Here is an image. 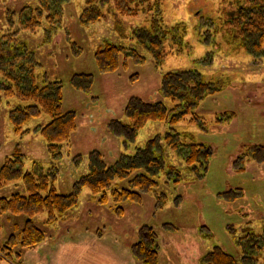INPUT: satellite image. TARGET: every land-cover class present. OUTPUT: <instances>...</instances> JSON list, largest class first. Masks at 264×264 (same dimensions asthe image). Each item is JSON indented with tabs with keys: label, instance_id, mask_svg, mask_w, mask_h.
Masks as SVG:
<instances>
[{
	"label": "rangeland",
	"instance_id": "374dc122",
	"mask_svg": "<svg viewBox=\"0 0 264 264\" xmlns=\"http://www.w3.org/2000/svg\"><path fill=\"white\" fill-rule=\"evenodd\" d=\"M222 1L162 0L166 24L183 23L187 26L184 39L187 46H182L177 53L173 52L156 65L151 55L134 40L124 39L115 32L111 16L106 22L80 26L77 19L82 0H69L65 4L61 28L44 44H40L43 40L41 30L35 33L16 31L19 12L23 8H36L39 0H0V38L15 34L16 43L33 53L39 75L62 82L63 111L73 112L76 116V131L68 144H63L62 156L56 163L54 185L59 193L71 192L76 180L87 173L92 153L98 154L107 165H112L133 151V144L125 147L116 124L125 121L123 109L130 100L162 101L159 87L164 73L196 68L203 80L221 89L206 97L196 109L200 116L209 120L208 131L188 122L176 126V130L191 133L195 140L208 145L213 152L205 176L195 177L184 169L185 164L180 158L166 150V161L180 169L177 176L181 183L164 184V179H159V190L168 196L165 207L156 212L154 200L145 195L140 203L124 201L118 204L124 210L121 217L113 213L112 202L98 204L88 190L83 189L78 205L54 224L45 226L44 214L34 217V223L44 231L46 239L32 249L21 251L20 264H24L23 258H31L35 251L44 248L46 241L48 245L57 239L69 242L83 233H108V237L124 242L130 249L139 239V229L144 226L156 233L158 264H199L200 256L214 246L238 257L240 250L234 237L241 229L248 227L263 232L264 163L245 162L240 157L248 147H264V56L254 59L228 42L218 17ZM121 20L125 33L142 22L140 17ZM199 31L206 35L207 41L202 40ZM67 38L82 48L78 57L72 55ZM104 41L134 48L145 57V61L134 64L128 60L125 68L100 74L94 50ZM74 74L92 76L89 94L70 85V77ZM164 102L171 106L168 101ZM8 112L6 105L0 108V165L6 156L18 149L25 157L26 169L32 162L48 167L51 158L42 137L34 131L17 136ZM222 112L234 113L235 117L221 126L212 123L215 115ZM48 121L47 117L41 116L31 121L29 128ZM165 129L163 123L149 122L138 131L134 144L145 145L155 135L163 134ZM241 160L246 168L238 173L233 168H237ZM226 192L234 199L228 202L224 197ZM14 193H25L22 183L1 188L0 198ZM25 220L23 215L0 217V246L10 235L22 230ZM73 258L70 260L72 264H84L86 261ZM10 262L1 256L0 264H18Z\"/></svg>",
	"mask_w": 264,
	"mask_h": 264
},
{
	"label": "trees",
	"instance_id": "16d2710c",
	"mask_svg": "<svg viewBox=\"0 0 264 264\" xmlns=\"http://www.w3.org/2000/svg\"><path fill=\"white\" fill-rule=\"evenodd\" d=\"M68 1L39 0L36 8H23L18 14L16 31L35 33L41 30L43 40L40 44L50 41L62 26L64 6ZM218 10L220 28L232 47L257 60L263 57L264 0H223ZM109 16L114 19L115 32L124 39L134 40L151 55L156 65L173 52L177 53L182 46H187L184 42L187 26L183 23L166 24L162 0H82L77 20L80 26L87 27L106 22ZM124 17H140L142 22L125 33L121 20ZM12 27L8 30L11 31ZM14 35L0 38V108L3 105L8 107L9 121L17 136L34 131L42 137L51 162L48 167L32 162L26 169L25 157L16 149L0 165V189L20 182L25 190L24 194L14 193L0 198V217L23 215L26 218L22 230L10 235L0 246V258L3 256L9 263L20 264L21 251L32 249L46 239L44 231L34 223V217L44 214V225L54 224L78 205L83 189H87L98 204L112 202L113 213L117 217H121L124 211L118 204L124 201L140 203L145 195L154 200L156 212L163 209L168 196L159 190V179L163 178L164 184L181 183V178L177 176L180 169L166 161V150L180 158L185 164L184 169L195 177L205 176L213 152L208 145L195 140L191 133L176 130V126L188 122L202 131H208L209 120L200 116L196 109L206 97L221 89L203 80L199 70L192 68L162 75L159 87L162 101L133 99L127 103L123 109L125 121L117 123L116 128L117 133L123 136L126 148L133 144L131 153L121 156L112 165H107L98 154L92 153L87 173L76 180L71 192L59 193L54 185L56 163L62 156L63 144H68L76 131V116L73 112L63 111L62 82L40 76L33 53L19 46ZM199 35L203 41L208 40L200 31ZM67 42L72 55L78 57L82 48L68 38ZM94 59L100 74L125 68L128 60L134 64L145 61V57L134 48L109 41L96 47ZM69 83L75 90L89 94L93 78L90 74H74ZM164 100L171 106H167ZM41 116L49 121L30 129L29 123ZM234 117V113L222 112L215 115L212 123L221 126ZM149 122L163 123L166 127L164 133L155 135L145 145H135L138 131ZM258 146L248 147L240 158L245 162L264 163V147ZM242 160L237 168H233L238 173L246 168ZM174 175L176 177L173 178ZM226 193L224 197L228 202L234 199ZM139 231L138 241L130 247L132 256L140 264H158L156 233L148 226L141 227ZM234 240L240 250L238 257L231 256L220 246H214L200 256L198 263L264 264V230L258 232L246 227Z\"/></svg>",
	"mask_w": 264,
	"mask_h": 264
},
{
	"label": "crops",
	"instance_id": "0c3cea01",
	"mask_svg": "<svg viewBox=\"0 0 264 264\" xmlns=\"http://www.w3.org/2000/svg\"><path fill=\"white\" fill-rule=\"evenodd\" d=\"M108 233H83L67 242L57 239L52 245L44 242V248L35 251L31 258H23L24 264H72L70 260L81 259L84 264H139L121 243ZM128 248V249H127ZM68 256V257H67ZM25 257V256H24Z\"/></svg>",
	"mask_w": 264,
	"mask_h": 264
}]
</instances>
